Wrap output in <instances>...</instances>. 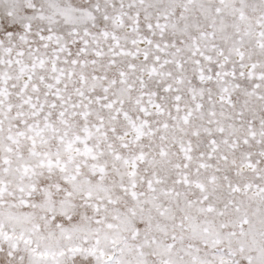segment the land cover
I'll return each mask as SVG.
<instances>
[{"label": "snow or ice", "instance_id": "obj_1", "mask_svg": "<svg viewBox=\"0 0 264 264\" xmlns=\"http://www.w3.org/2000/svg\"><path fill=\"white\" fill-rule=\"evenodd\" d=\"M0 264H264V0H0Z\"/></svg>", "mask_w": 264, "mask_h": 264}]
</instances>
